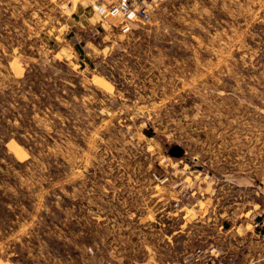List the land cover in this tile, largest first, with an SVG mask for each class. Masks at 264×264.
Returning <instances> with one entry per match:
<instances>
[{
    "label": "rangeland",
    "instance_id": "rangeland-1",
    "mask_svg": "<svg viewBox=\"0 0 264 264\" xmlns=\"http://www.w3.org/2000/svg\"><path fill=\"white\" fill-rule=\"evenodd\" d=\"M96 1L0 0V264H188L264 210V0ZM62 93L83 143L47 147Z\"/></svg>",
    "mask_w": 264,
    "mask_h": 264
},
{
    "label": "crops",
    "instance_id": "crops-1",
    "mask_svg": "<svg viewBox=\"0 0 264 264\" xmlns=\"http://www.w3.org/2000/svg\"><path fill=\"white\" fill-rule=\"evenodd\" d=\"M255 210L240 211L235 223L229 224L228 217L221 216V221L213 224L217 235L208 242L204 241L201 247H220L224 255L204 264H227L228 258L238 264H264V210L259 209L258 213Z\"/></svg>",
    "mask_w": 264,
    "mask_h": 264
},
{
    "label": "built area",
    "instance_id": "built-area-1",
    "mask_svg": "<svg viewBox=\"0 0 264 264\" xmlns=\"http://www.w3.org/2000/svg\"><path fill=\"white\" fill-rule=\"evenodd\" d=\"M92 8L100 21L119 20L122 33H128L131 24L146 25L150 21V12L146 7L145 0H100L96 1ZM223 255L224 252L220 247L207 245L189 253L185 260L188 264H204L215 261ZM227 264L238 263L232 258H228Z\"/></svg>",
    "mask_w": 264,
    "mask_h": 264
},
{
    "label": "trees",
    "instance_id": "trees-1",
    "mask_svg": "<svg viewBox=\"0 0 264 264\" xmlns=\"http://www.w3.org/2000/svg\"><path fill=\"white\" fill-rule=\"evenodd\" d=\"M75 50H76V53L82 58V60H85L86 62H88L89 68L93 69V67H92L93 65L90 63V60L84 56V52L81 50V48L77 46V47H75ZM82 68H84V64L80 63V69H82ZM71 96H73V95H64L62 93V95H60L58 97L59 99H56L57 101L55 100V105L53 104L54 107L44 105V106H42L41 109H38L42 112H46V114L49 117L54 118L53 119L54 124L52 125V127H53L52 132L50 134H48L50 136V138H48L49 136H45V138H46L45 143H46L47 147L53 146L52 144H53L54 140L59 141L60 140L59 137H64L65 139L70 140L74 144H77V143L82 144L83 143L81 141H78L79 137H78V134L76 132L77 130H75L70 124H67L69 121L71 122V120H73V119L67 118V115H69L68 113H71V112H69V110H67L66 108H64L62 106L63 103H66V102L71 103V98H72ZM19 109H17L18 114L20 111H22L21 108H19ZM25 109H27V111H25ZM24 111H25V113L28 114L26 119H28L29 117L31 118L32 116H34L37 113V112H34L33 107H31V106H30V108H23V112ZM12 113H15V112H12ZM20 113L22 114V112H20ZM20 118H21V115H20ZM69 118H71V117H69ZM30 122H31L30 119L27 120L26 122H24V119L21 118V120L19 121L20 127H17L15 129V131H17V130L24 131L27 128H29L31 131H32V129H35V131L41 130L40 127H35L34 124H30ZM147 137L148 138H157L158 140L160 138L154 132H152L151 129H148V136ZM56 172L57 171H55V173Z\"/></svg>",
    "mask_w": 264,
    "mask_h": 264
}]
</instances>
